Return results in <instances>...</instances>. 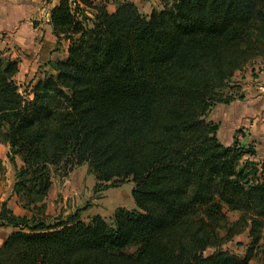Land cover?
I'll return each mask as SVG.
<instances>
[{
	"label": "trees",
	"instance_id": "1",
	"mask_svg": "<svg viewBox=\"0 0 264 264\" xmlns=\"http://www.w3.org/2000/svg\"><path fill=\"white\" fill-rule=\"evenodd\" d=\"M113 2L114 12L107 0L53 7L67 57L49 62L54 74L31 98L19 62L0 51V143L30 213L2 203L0 227L14 231L0 264H250L264 252V176L250 177L242 163L254 150L223 145L208 116L245 99L234 78L264 59V0H159L150 14ZM84 165L96 193L133 182L136 209L109 223L85 222L80 210L46 216L54 175ZM246 233L243 257L225 249Z\"/></svg>",
	"mask_w": 264,
	"mask_h": 264
},
{
	"label": "crops",
	"instance_id": "2",
	"mask_svg": "<svg viewBox=\"0 0 264 264\" xmlns=\"http://www.w3.org/2000/svg\"><path fill=\"white\" fill-rule=\"evenodd\" d=\"M93 1L101 2L103 0ZM107 1L108 11L114 12L116 9L114 0ZM120 1L135 3L144 14H150L153 9L161 7L159 0ZM59 2L60 0H0V45H4L3 48L0 46V51L5 50L7 56L9 55L12 60L19 62V73L16 80L21 90L28 87V91H30L36 82L41 79L42 72L48 69L49 62L55 61L56 58L62 57L66 59L67 57L69 43L62 42L63 54L60 56L58 51L61 49V46L58 47L57 39L50 25V12ZM151 5L155 7L148 9V7L151 8ZM243 91L245 99L235 103L243 105L240 113L242 118H244L243 120L248 121L254 118V92H248L247 88H243ZM237 107L240 108L239 106ZM247 127L254 128V123L252 125L250 123V126ZM9 152V147L0 143V159L2 160L5 153L7 156ZM9 164L3 162L6 169H11L13 172L10 181H8L9 190L3 195V179L0 181V211L2 203L6 202L7 207L14 214L23 216L25 215V211L20 208L17 197L13 195L15 171L12 165ZM17 164L19 167L22 165L19 159L17 160ZM72 195V188H69L66 178H57V180L53 178L52 188L44 201L46 204V215H50V213L52 216L54 215L51 217L53 220L74 214L80 208H75L76 197L72 198ZM69 199L72 201V204L70 202L67 203V201H70ZM81 219L89 222V219ZM13 231L11 227H0V247Z\"/></svg>",
	"mask_w": 264,
	"mask_h": 264
},
{
	"label": "rangeland",
	"instance_id": "3",
	"mask_svg": "<svg viewBox=\"0 0 264 264\" xmlns=\"http://www.w3.org/2000/svg\"><path fill=\"white\" fill-rule=\"evenodd\" d=\"M104 1L105 0H103V2ZM150 7L151 8L148 7V9H152L155 6L151 5ZM161 9L162 7L156 8V10ZM0 46L3 48L4 45L2 44ZM60 46L61 49L58 52L59 55L62 56V44ZM63 60H65V58L63 59L60 57L56 58L53 62ZM51 74H54V71L48 66V69L42 72L41 79ZM234 82L240 84L242 88H247L248 92H254V118L248 121L243 120L244 118H242L240 113L243 105L241 103H232L229 106L217 105L209 114L208 120L219 125L218 138L223 145L229 146L234 144V142H238L239 144H244L245 148L254 150V155H245L242 165L247 166L248 171L254 172L250 173V177L255 176L261 178L264 176V59L255 61L243 71L237 73ZM20 91L26 98H31V95L29 96L30 91H28V87L22 88V90L20 88ZM250 123L251 125L254 123V128L247 127L250 126ZM6 157L5 153L2 162L9 164ZM12 172L11 169H6L5 176L0 180L2 181L3 179L2 195L9 190L8 181H10L12 177ZM53 178L57 180L58 177L54 175ZM66 179L69 183V188H72V198L76 197L75 208H80V216L83 219H89L90 221L95 216H101L109 223L112 222V217L119 208L127 210L136 209V204L132 197V191L134 189L133 182H127L122 186L112 187L96 193L95 186L97 181L87 165L77 168ZM68 202L72 204L71 200L67 201V203ZM19 206L23 209L21 205ZM23 211H25V215H30L26 210L23 209ZM227 215L230 221H235L239 217L237 213H228ZM46 216L51 218L54 215L52 216L50 213V215ZM249 241L246 233L236 237L225 249L243 257ZM250 264H264V252Z\"/></svg>",
	"mask_w": 264,
	"mask_h": 264
}]
</instances>
